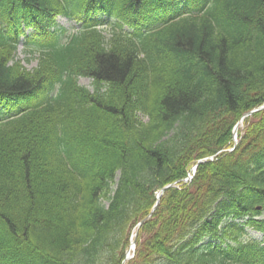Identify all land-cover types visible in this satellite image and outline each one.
Returning a JSON list of instances; mask_svg holds the SVG:
<instances>
[{"label":"trees","instance_id":"1","mask_svg":"<svg viewBox=\"0 0 264 264\" xmlns=\"http://www.w3.org/2000/svg\"><path fill=\"white\" fill-rule=\"evenodd\" d=\"M8 101L0 264H121L167 184L127 264H264V109L225 150L264 103V0H0Z\"/></svg>","mask_w":264,"mask_h":264},{"label":"rangeland","instance_id":"2","mask_svg":"<svg viewBox=\"0 0 264 264\" xmlns=\"http://www.w3.org/2000/svg\"><path fill=\"white\" fill-rule=\"evenodd\" d=\"M57 24L59 26L64 27L65 29H68L69 31L73 32L75 30H77L80 25L76 24V22L72 21V20H68L65 17H58L57 18ZM24 44L20 43L18 44L17 50L15 52V59L18 61H21V64H23L26 68L28 69H33L36 65H37V56L38 53L37 52H28L25 50L24 48ZM32 53V54H31ZM29 59V60H27ZM79 83H81L84 86H87L88 88L91 87V83L90 80L87 78H80L79 79ZM11 101H8L6 103L7 109L4 110V112H11L14 111L13 108H15V106H11L10 105ZM242 125L240 124L239 127H241ZM249 234L255 238H260V234L256 233L253 230H248Z\"/></svg>","mask_w":264,"mask_h":264},{"label":"water","instance_id":"3","mask_svg":"<svg viewBox=\"0 0 264 264\" xmlns=\"http://www.w3.org/2000/svg\"><path fill=\"white\" fill-rule=\"evenodd\" d=\"M264 106H262L261 108H263ZM255 110H258V109H255ZM255 110H253V111H255ZM252 112V111H251ZM251 112H248L247 114H250ZM246 114V115H247ZM166 189V187L165 188H162L161 189V192L162 191H164ZM158 198H159V195L157 196V201H156V203H155V205H154V208L156 207V205H157V203H158ZM148 218V216L147 217H145L143 220H141L140 221V223H139V225H141L146 219ZM137 234V232L135 233V235Z\"/></svg>","mask_w":264,"mask_h":264}]
</instances>
